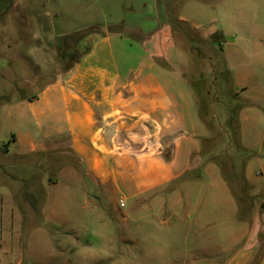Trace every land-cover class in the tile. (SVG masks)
<instances>
[{"label": "rangeland", "instance_id": "obj_1", "mask_svg": "<svg viewBox=\"0 0 264 264\" xmlns=\"http://www.w3.org/2000/svg\"><path fill=\"white\" fill-rule=\"evenodd\" d=\"M9 2L0 0V264H231L241 249L250 254L242 264H261L264 0H162L169 25L143 53L187 93L200 148L184 181L158 194L163 210L100 190L66 145L7 151L24 133L42 144L31 107L21 102L53 77L24 78L54 67L49 40L65 45L45 18L18 27ZM30 2L36 14L45 7ZM130 69L134 78L135 62ZM246 173L259 183H247Z\"/></svg>", "mask_w": 264, "mask_h": 264}, {"label": "crops", "instance_id": "obj_2", "mask_svg": "<svg viewBox=\"0 0 264 264\" xmlns=\"http://www.w3.org/2000/svg\"><path fill=\"white\" fill-rule=\"evenodd\" d=\"M29 2L15 0L9 18L18 27L30 23L27 17L45 18L51 37L64 39L65 45L49 40L54 67L24 78L32 83L53 77L36 97L21 102L29 103L43 132L42 144L24 133L10 141L7 151L12 144H28L32 152L42 146L43 153L66 145L100 190L122 194L149 208L150 202L156 203L163 210L165 203L158 194L184 181L192 170L193 156L200 151L187 93L170 84L171 76L143 53V48L153 49L155 36L167 29V7L162 0H44L45 7L36 14ZM179 21L190 23L182 17ZM124 30L149 43L129 40ZM67 38L72 39L70 44ZM67 63L71 65L63 70ZM160 80L169 87L161 88ZM245 178L249 184L259 183L249 180L247 173ZM179 192L176 188L174 195ZM248 255V250L241 249L231 264H242Z\"/></svg>", "mask_w": 264, "mask_h": 264}, {"label": "trees", "instance_id": "obj_3", "mask_svg": "<svg viewBox=\"0 0 264 264\" xmlns=\"http://www.w3.org/2000/svg\"><path fill=\"white\" fill-rule=\"evenodd\" d=\"M14 1L15 0H10L8 11L12 8ZM90 31L97 32L99 31V29L92 28L90 29ZM109 31L111 32L112 30H109ZM123 35L127 38H130L132 41H135V42H141V43L145 42V38L141 37L139 34H136V33H133L127 30H124Z\"/></svg>", "mask_w": 264, "mask_h": 264}, {"label": "built area", "instance_id": "obj_4", "mask_svg": "<svg viewBox=\"0 0 264 264\" xmlns=\"http://www.w3.org/2000/svg\"><path fill=\"white\" fill-rule=\"evenodd\" d=\"M120 203H121V205H123V202L122 201H120Z\"/></svg>", "mask_w": 264, "mask_h": 264}]
</instances>
